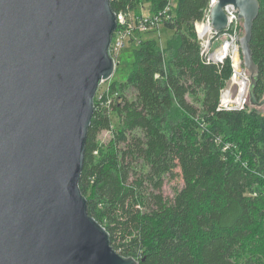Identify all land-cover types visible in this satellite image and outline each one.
<instances>
[{
    "label": "trees",
    "instance_id": "1",
    "mask_svg": "<svg viewBox=\"0 0 264 264\" xmlns=\"http://www.w3.org/2000/svg\"><path fill=\"white\" fill-rule=\"evenodd\" d=\"M210 1L109 2L114 13L146 4L155 14L174 4L165 47L138 35L125 80L93 99L78 182L111 248L137 264H264V108L221 107L231 61H206L196 31ZM257 1L249 46L259 102L264 0ZM104 131L111 138L101 145ZM177 179L182 185L164 195Z\"/></svg>",
    "mask_w": 264,
    "mask_h": 264
},
{
    "label": "water",
    "instance_id": "2",
    "mask_svg": "<svg viewBox=\"0 0 264 264\" xmlns=\"http://www.w3.org/2000/svg\"><path fill=\"white\" fill-rule=\"evenodd\" d=\"M109 2L0 0V264H137L114 252L78 188L93 98L115 70ZM230 7L244 32L246 97L262 107L249 46L259 3L215 0L211 38L231 24Z\"/></svg>",
    "mask_w": 264,
    "mask_h": 264
},
{
    "label": "rangeland",
    "instance_id": "3",
    "mask_svg": "<svg viewBox=\"0 0 264 264\" xmlns=\"http://www.w3.org/2000/svg\"><path fill=\"white\" fill-rule=\"evenodd\" d=\"M146 8H148L147 6H145ZM208 21L207 19H205L204 21L197 23V24H206ZM196 24V26H197ZM232 24V23H231ZM229 25L227 30H225L223 33L216 35L214 38L212 37V31H210L209 33H207V35L204 38H201L199 33L198 34V38L201 42V48H202V53H203V57L205 58L206 61L208 62H212V55L215 54V52L217 50H219V48L222 47H226L227 50L224 54V56L219 60V61H224L226 58H228L231 61L232 64V44L233 46H235L237 48V52H238V46H239V39L244 35L243 32V27H242V21L237 20L236 22H234V25ZM197 30V28H196ZM172 35V31L164 28V27H159V29L155 30V31H151V32H147L145 34H140V38L142 40L148 39V38H152L155 39L157 44L161 47L164 48L166 45L167 40L171 37ZM137 39L131 40L129 43L126 44V47L123 49V51L121 52L119 58H118V63L115 67L114 70V74L111 77L110 84L112 81H116V82H121L124 81L130 68L132 65V50L134 48H136L135 46H137ZM239 53V52H238ZM218 61V62H219ZM240 66V65H239ZM240 70H242L240 68ZM234 71V70H233ZM242 74L243 77L246 80V87H245V92L243 94V98L241 99V101L237 104L236 100H237V94L240 90V83L242 81L241 77H238L236 82L233 80L234 79V75H233V79H232V84L231 85V80H229L225 86V88L221 91V96H220V103H221V107L225 108V107H234V106H241L243 107L244 105H249V107H251V105L248 102L247 99V87L249 85V73L243 69L242 70ZM235 85V86H234ZM108 85L104 84L101 90H107ZM230 95V97L232 98L231 102H225L222 99V95L227 93ZM264 98V95H263ZM236 99V100H235ZM224 106V107H223ZM260 111H263V106L259 107ZM112 119V128L114 130H117L119 125H118V121L116 119V117H114L113 115L111 116ZM112 132V130H111ZM111 132H102L99 137H98V142L99 144L103 145L105 144L110 138H111ZM182 185L180 179H177V181H173L172 183L168 182L165 184V186L163 187V194L166 196H172V186L175 187H180Z\"/></svg>",
    "mask_w": 264,
    "mask_h": 264
},
{
    "label": "built area",
    "instance_id": "4",
    "mask_svg": "<svg viewBox=\"0 0 264 264\" xmlns=\"http://www.w3.org/2000/svg\"><path fill=\"white\" fill-rule=\"evenodd\" d=\"M213 2H215V0H211L210 5ZM145 6L147 5L144 4L138 7V9L136 10L126 9L124 11H119L115 13L116 26L115 30L112 33L111 41L108 47L109 55L113 59L115 67L118 63V58L123 49L126 47L127 43H129L131 40L136 39L137 36L140 34L155 31L161 26L163 27L164 23L170 20V13L174 7V4L173 2H170L167 7L155 14L150 13L149 8H146ZM226 14L228 18L232 21L231 25H234L233 23L237 21V18L232 7L226 9ZM205 19H207V23H209V10L206 12L204 20ZM137 41V43H139V39H137ZM109 80H111V78ZM109 80L100 82L93 98L94 100L102 101L103 97L108 95L110 87ZM104 84L108 85L107 90L100 91L99 89H101Z\"/></svg>",
    "mask_w": 264,
    "mask_h": 264
},
{
    "label": "bare ground",
    "instance_id": "5",
    "mask_svg": "<svg viewBox=\"0 0 264 264\" xmlns=\"http://www.w3.org/2000/svg\"><path fill=\"white\" fill-rule=\"evenodd\" d=\"M196 28H197L196 31L199 33L201 38H204L207 35V33H209L211 31L210 23L197 24ZM231 46H232V51H231V53H232V64H233V70L235 72L233 80L236 82L238 77H241V79H242V81L240 83V90L237 94L238 95L237 100L235 99L236 103L238 104L241 101V99L243 98L244 92L246 91L245 87H246V80L247 79L245 80V78L243 77V74H242V70H240L237 48L235 46H233V44ZM226 50H227L226 47L219 48V50H217L215 52V54L212 55V61L218 62L224 56ZM246 89L248 92V87ZM222 99L225 102H231V100H232V98L230 97L228 92L222 95Z\"/></svg>",
    "mask_w": 264,
    "mask_h": 264
}]
</instances>
